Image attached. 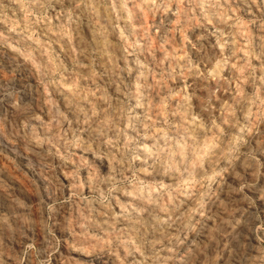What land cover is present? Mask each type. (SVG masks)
<instances>
[{
	"label": "bare ground",
	"instance_id": "1",
	"mask_svg": "<svg viewBox=\"0 0 264 264\" xmlns=\"http://www.w3.org/2000/svg\"><path fill=\"white\" fill-rule=\"evenodd\" d=\"M46 2H51L52 18L34 21L25 16L26 8L39 10ZM163 3L161 7L156 0H2L0 88L21 85L28 80L33 83L34 91L25 100L5 97L6 100L0 101V148L16 152L24 165L33 166L40 183L51 187V193L56 188L49 172L52 161L60 164L62 178L71 179L75 172L80 173L81 182L67 187L69 192L78 188L101 191L107 185L118 167L115 161L118 140L132 127L135 118L127 103L139 101L146 110L145 121L160 116L158 103L164 88L156 79L155 71L131 54L130 48L148 62L156 59L155 66L162 71L170 70L176 59L185 68L183 79L196 81L198 71L183 54L175 56L169 48L168 37L163 36L165 43L161 45L158 40L156 45L157 38L149 31L156 15L167 10ZM175 3L174 24L188 34L206 27V23L224 26L225 9L229 6L232 10L246 11L264 7V0H178ZM253 28L247 32L242 46L230 40V51L236 60L229 68L238 75L239 68L243 67L241 73L248 85L255 78L264 101V23ZM206 33L199 37L200 45L211 43ZM231 35L236 36L237 31ZM13 70L18 71L22 80L16 82L10 74ZM181 97L172 104L182 105L184 97ZM234 104L241 120L250 124L251 97L242 92L235 96ZM184 107L181 113L186 112ZM222 108L225 112L229 110V106ZM225 117L229 131L239 128L235 113L230 111ZM73 126L81 135L70 144L68 137ZM175 128L179 138L169 143L167 149L162 150L157 144L163 140L158 130L152 131V135L149 133V146L141 147L139 152L143 158L151 157L154 152L158 154L150 169L140 173L163 179L167 184L177 183L174 195L164 193L165 197L158 198L148 188L132 187L115 191L121 199L113 197L109 203L84 199L65 203L52 220L64 240V252L57 256L55 264H170L173 251L178 248V264H261V257L250 244L255 237L252 235L255 220L244 192L258 201L264 215V120L252 140L253 149L263 159L262 171L258 182L244 186L245 189H239L237 184L254 179L256 164L235 151L234 134L215 139L202 126L188 128L184 121L180 128ZM67 148L74 152V158L65 159L55 151ZM51 150L54 152L50 153ZM188 155H191L189 161ZM87 160L90 169L85 166ZM185 167L182 176L181 169ZM13 191L23 197L31 195L24 180L0 157V264L14 263L13 248H18L28 235L37 236L40 247L47 244L40 215H25V207L12 197ZM178 230L188 238L180 240L176 235ZM206 245L211 250L219 247L220 256L209 259ZM180 258H184L183 263Z\"/></svg>",
	"mask_w": 264,
	"mask_h": 264
},
{
	"label": "rangeland",
	"instance_id": "2",
	"mask_svg": "<svg viewBox=\"0 0 264 264\" xmlns=\"http://www.w3.org/2000/svg\"><path fill=\"white\" fill-rule=\"evenodd\" d=\"M157 1H158V3H160L161 7L164 4L163 2H165V6H166L167 10L162 9L163 11L161 12L162 14H160L161 16L160 15L158 16V14L156 15L154 23H150V25H149V31L151 33L154 32L153 34L156 36L155 38H157L156 39V45L159 44L158 43L159 41H160L161 45L164 44L165 39L168 37V40L170 41L169 42L170 45L168 44L170 46L169 48H170V50L173 49L172 52L175 54V56L176 57H177V55L182 56V54H183L184 57L188 59V62H190L189 64L194 66L196 68V71H198L197 72L198 76L196 78V81H194V83H193L190 80L183 79V77L181 75H183L185 73V68L178 65V61H176V59L173 60L170 70L163 69V71H162L159 68L157 69V67L155 66L156 65V59H154L153 62H151V61L148 62L145 60V58L141 54L135 53L130 48L131 54L135 55L137 57V59L142 64H144L148 68H150V70L153 69L155 71L156 79L164 88L163 91L160 93L161 97H160V102L158 103V105H159L158 107H160V108H158L157 113H160V116L152 119L151 121H145V120H147L146 110H144L142 108V106L138 103L139 101L136 104L134 102L133 103H127L129 112L131 114H133V116L135 117V118L133 117L134 122H133L132 127H131L132 130H130L131 128L127 129L126 132L124 133L125 135H123L121 137V139L118 140L117 147H116L117 155L115 156V159H116L115 161L118 162V163L116 162V166H118V167H115L116 170L115 169L113 170L110 181L107 183V185H105L102 188L101 191L96 190V188H95L92 191L87 192L84 190H79V188H78V190H72L71 192H69L67 189L74 187V186H78V184L81 182L80 173L75 172L76 175H74V174L71 175V179L62 178L59 174L60 164L56 163V161H52L51 165L49 167V172H50L51 176L54 178V181L56 184L55 185L56 188H53V190L55 191V193L53 194V192L51 193V190H52L51 187L50 188L48 186L44 187L42 182L40 183V180H39L38 176L36 175V169L33 166L24 165V163L18 159L16 152H12V151L7 150V148H5V147H1L0 148V157L4 158L5 162H7L9 167L14 170L15 175L17 177L23 179L24 183L27 184V186L29 187V189L31 191V195H29V197H23V196L19 195L17 192L13 191L11 194L12 197L14 199L21 201L22 205L25 207V213H24L25 215H28L31 217L32 216L37 217L40 215L39 220H40L43 232L45 234H47V235H45L46 240H47V242H46L47 244L44 247H40L39 241L37 239H35V238H37V236H34V235H31V236L28 235V238L24 242H22L18 246V248L14 247L13 253L15 256V261L13 264H55L56 263L57 256L60 253L64 252V248L62 247L64 240H63L62 235L59 233L60 231L58 230V228H56L54 226L52 220H53V216H54L55 212H57L60 209V207L65 205V203L68 204V203H71V202L76 201L78 199H84V200L91 201V202H93V201L98 202L99 201L102 203H109L112 201L111 199H114L115 197L120 198L116 194L115 191L119 190L120 188L121 189H129L132 187L148 188L153 193L155 192V195L158 198H161L162 196L165 197L164 193L169 194L170 196L174 195V191L177 189L176 187H178L177 183L167 184V183L163 182V179H160L158 177H152V176L151 177L142 176V174L140 173L142 171L146 172L147 170L150 169V165L152 164V162L155 159L159 158L158 154H155V152H154L151 154V157H148V158L144 157L143 158L139 152H140L141 147L149 146V144H150V142L148 141V139H149L148 136H150L149 133H151V135H152V133L154 131H158V130L163 135V140L161 142H158L157 144L159 145V147L162 150L167 149L169 147V143H172V142H174L175 139L179 138V136L175 134L174 130L176 129L175 127L179 126V128H180L183 121L187 123L188 128H191L192 125H193V127H195L196 125L202 126V128L206 131V134L207 135L213 134L214 135L213 137L215 139L218 137L225 136V135H233L234 134L233 136L237 139V144L235 145V151L239 155L245 157L246 159L253 160L256 164L255 169H254V179L252 181H248L247 179L241 180L237 184V187L239 189H245V187H247L250 183L254 184V183L258 182V179L260 178V174H261L262 167H263V159L256 152V150L253 149L254 146H253L252 140H253V136L259 132L261 122L264 120V101H262V98H260L261 97L260 96V90L257 87V82H256L255 78L253 81H251L249 83V85H248V83H246V79L244 78V76L241 73L243 67L239 68L240 70H238V73H239L238 75H234L231 72V69H230L231 65L230 64L232 62H234L236 59L234 58L232 52L230 51V45H231L232 40L236 41L239 44H241V43L244 44V42L246 40L247 32L248 31L250 32L252 29H254L253 27H255L258 23H264V9H263L264 7H260L258 11H254V10L253 11H250V10L246 11V10H243L240 8H239V10H237L238 8L232 10L229 6L228 8L225 9L226 10V12H225L226 24L224 26H219V25L213 24V23H206V25H205L206 27L202 28L201 30H199L197 32L188 34V33L184 32L181 27L174 24V16L176 15L175 13L177 12L176 7H175V4H176L175 2H177L178 0H171V1L170 0H156V2ZM172 1H174V2H172ZM26 4H28V3L26 2ZM0 5H1L0 6V9H1L2 0H0ZM50 8H51V2H46L44 4V6L42 7V9H39V10H35L34 8H31V7L26 8V13L24 12V14H25V16L29 17L31 20L41 21V19L44 17L45 18H52L54 16L53 15V9H50ZM168 10L171 12H168ZM242 11H244V12H242ZM172 12H173V14H175L174 16H173ZM240 12H242V14H240ZM0 13H1V10H0ZM163 17L166 21H163L164 20ZM161 19H163V20H161ZM256 20H257V22H256ZM159 24H160V26H159ZM233 25L235 27H233ZM159 27H160V29H159ZM206 30H207V33H206ZM224 30H226V31H224ZM235 31H237V35L233 37L231 34ZM197 33H199V34H197ZM205 33L208 36H210L209 38H210L211 43L209 45L211 47H209V45H200L198 42L199 37L204 35ZM166 34H167V36H166ZM222 35H224V36H222ZM163 36H165L166 38ZM172 37H174V39ZM183 37L186 39H184ZM224 37H227V38H224ZM171 38H172V40H171ZM213 38H215V39L213 40ZM234 38H235V40H234ZM174 40H175V42L173 43ZM230 40H231V42H230ZM187 41H189V43ZM216 41L219 43H217ZM224 41L226 42V44ZM179 42H181V43H179ZM212 43H214V44H212ZM222 43H224V45H225L224 48H223ZM171 46H172V48H171ZM174 46H177V48L176 47L175 48L178 50L174 49ZM241 46H242V44H241ZM180 50H182V51H180ZM208 50H210V51H208ZM199 51H201V52H199ZM211 51H214V52H212L213 56L210 54ZM218 51L221 53V55ZM185 55H187V57ZM230 58H232L233 60ZM191 61H193V62L191 63ZM215 61L218 64H216ZM222 61H223V63H222ZM224 63H226L225 66L222 65ZM205 64H207V65H205ZM213 64H215V65L213 66ZM220 65H222L224 67L222 68V66H220ZM229 66H230V68H229ZM214 68L217 70L218 74L216 73V70ZM218 68H219V70H218ZM223 69L225 71H223ZM6 72H8V71H6ZM10 74L14 75V77L16 78V82L18 80H22L21 76H19V73L17 70L10 71ZM234 76L237 78H235ZM51 78L55 79V76H52ZM231 85L233 87H231ZM188 86H189V88H188ZM213 88H214V90H213ZM227 88H228V91H227ZM128 90L130 91V89H128ZM33 91H34V85L32 82H30L28 80L24 81L21 85L11 84L10 86L0 88V101H4L8 97H16L17 101L20 99L25 100V99H28L29 97H31V95L33 94ZM253 91H254L255 95H254ZM242 92L251 97V106H252L251 107V115H252V118L250 120V124H247L246 121L241 120L240 116L237 114L238 113L237 107L234 104L235 96H237L238 94H240ZM147 93L148 92H143V94H145V95ZM5 97H7V98H5ZM177 97L178 98L181 97L182 99L184 97V101H183L182 105L174 106L172 104V102L174 100L178 99ZM187 97H188V99H187ZM189 104H190V106H189ZM208 104H209V106H208ZM184 106L187 108H185ZM224 106L225 107L229 106V110L226 111L227 113L225 111H223L222 107H224ZM152 107H156V106H152ZM181 107L182 108L184 107L186 112L181 113V111H182ZM230 111H231V113H235V115H236L235 121L239 126V128L237 130L229 131V129L227 128V126L225 124L226 123V117L225 116L228 115V113H230ZM172 114L174 116H172ZM175 114H177V115H175ZM186 114H187V116H186ZM220 114H221V116H220ZM150 116H152V115H150ZM221 117L223 118L222 120H221ZM209 120H211V121H209ZM211 124H212V126H211ZM141 125L143 126V128L141 127ZM244 132H247V133H244ZM69 134L70 135L68 137V140L70 141L69 142L70 144L74 143L75 139L80 137V135H81L80 133L77 132L75 126H73L72 129H70ZM143 137H145V139ZM173 137H174V139H173ZM124 140H127V143H126V141L124 142ZM137 143H139V144H137ZM137 145H138V147H136ZM69 147H71V146H69ZM165 147H167V148H165ZM151 149H153V148H151ZM65 150L59 149V150H55V151L58 152L59 154H61L62 156H64L65 159L74 158L75 155H74V152L71 150V148H67ZM52 152H54V150L50 151V153H52ZM152 152H153V150H152ZM72 155H73V157H72ZM138 155H140V156H138ZM139 159H140L141 163L139 162ZM190 159H191V155H188L187 161H189ZM88 161L89 160H87L85 162V164L87 163L85 166H86V168L90 169V165H89L90 162H88ZM185 169H186V167L181 169L182 176L185 173ZM122 172H123V174H122ZM134 183L136 184L135 186H134ZM149 185H150V187H148ZM143 186H145V187H143ZM67 187H69V188H67ZM64 188H66V189H64ZM57 193H58V195H57ZM244 194L247 195V197L250 201L252 213H254L253 217L255 220L254 221L255 222L254 227L252 229V235H254L255 237L252 236L253 241H251L250 244H252L254 249L257 251L258 255L261 257V259H262L261 264H264V234H263L264 233V217H263L264 215H263L262 209H261L258 201L255 198H252V196L248 195V193L244 192ZM50 195H51V197H50ZM103 195H105V196L103 197ZM51 224H53V225H51ZM261 229H263V230H261ZM176 235L182 241H184L188 238L187 237L185 239L184 238L185 234L180 230H178L176 232ZM205 251H206L207 257L209 259H211V258L216 259L220 256V253H221V250L219 247H216L215 250L214 249L211 250V248H209L208 245H206ZM179 252H180L179 248L173 251V255L171 257V260H173V261H171L170 264H176V263L178 264ZM210 252H212V253L210 254ZM209 256H211V257H209ZM31 261H34V262H31ZM179 261L181 263H183L184 258H180Z\"/></svg>",
	"mask_w": 264,
	"mask_h": 264
}]
</instances>
